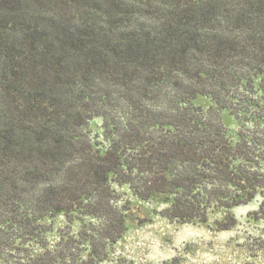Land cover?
I'll list each match as a JSON object with an SVG mask.
<instances>
[{
	"label": "trees",
	"instance_id": "1",
	"mask_svg": "<svg viewBox=\"0 0 264 264\" xmlns=\"http://www.w3.org/2000/svg\"><path fill=\"white\" fill-rule=\"evenodd\" d=\"M257 78L263 93L264 0H0V253L19 240L44 249L31 264H70L81 244L74 264L103 261L127 231L114 185L162 195L180 224L261 198L264 224ZM221 108L251 124L238 141ZM59 215L82 241L51 250L40 222Z\"/></svg>",
	"mask_w": 264,
	"mask_h": 264
},
{
	"label": "rangeland",
	"instance_id": "2",
	"mask_svg": "<svg viewBox=\"0 0 264 264\" xmlns=\"http://www.w3.org/2000/svg\"><path fill=\"white\" fill-rule=\"evenodd\" d=\"M254 82L255 92L264 104V92L259 87L261 79L257 78ZM194 103L206 112L214 106L212 99L204 95H199ZM219 111L229 135L238 141L242 127L251 124L238 119L230 108H221ZM90 127L92 135L98 136V141L102 142L103 120L94 119ZM114 188L121 204L129 209L127 231L115 245L107 249L98 244V251L106 255L97 264H264V224L252 215L259 209L261 198L248 205L212 213L206 223L180 224L162 216L161 212L167 208L162 195L143 199L128 185H114ZM232 216L236 218V225L229 230L220 229V223ZM40 223L44 229V245L51 250L58 245L57 249L62 248L61 237L66 241L78 239L81 229L80 223L70 225L62 215L46 218ZM73 247L72 251L80 255L75 256V261L67 260V263L88 259V245L73 244ZM13 248L0 253V264H31L29 258L44 252L37 244L22 245L19 240ZM79 248L84 251L76 250Z\"/></svg>",
	"mask_w": 264,
	"mask_h": 264
}]
</instances>
